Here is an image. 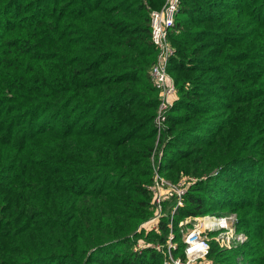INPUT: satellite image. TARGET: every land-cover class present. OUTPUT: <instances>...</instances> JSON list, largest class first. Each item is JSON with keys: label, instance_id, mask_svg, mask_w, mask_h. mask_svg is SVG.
<instances>
[{"label": "trees", "instance_id": "obj_1", "mask_svg": "<svg viewBox=\"0 0 264 264\" xmlns=\"http://www.w3.org/2000/svg\"><path fill=\"white\" fill-rule=\"evenodd\" d=\"M163 3L0 0V264H163L133 249L168 238L167 218L137 230L157 140L149 15ZM169 41L160 167L197 179L175 251L180 219L236 209L257 240L238 264H264V0H180ZM226 252L212 241L209 264H237Z\"/></svg>", "mask_w": 264, "mask_h": 264}, {"label": "built area", "instance_id": "obj_2", "mask_svg": "<svg viewBox=\"0 0 264 264\" xmlns=\"http://www.w3.org/2000/svg\"><path fill=\"white\" fill-rule=\"evenodd\" d=\"M180 0H164L163 5L159 9L150 12V42L155 48V61L150 69V80L152 85L158 92V108L156 115V123L160 130L165 115L169 107L172 105V97L175 93V84L168 72V63L173 55V48L170 46L169 32L173 28L175 16L179 10ZM153 185L148 188L153 192V203L156 210H161L165 198H173L172 214L178 207L183 205V196L186 187L178 185H170L168 180L163 176H158ZM158 176V177H157ZM164 194H166L164 196ZM195 217V216H194ZM189 217V218H194ZM227 216L213 215L205 219L194 218L196 222L189 224L187 229H183V222H179L181 227V241L183 243L184 256L174 258L172 254L178 248L173 235H168L167 240L163 243L156 242L154 244L139 243L135 249H141L146 246H153L155 249L164 253L165 264H208L207 255L210 250V244L206 239V232L211 230L225 231L229 228V219ZM191 225V226H190ZM172 228V224L170 225ZM240 241L245 240L243 234L238 235ZM223 241V237H221ZM143 242V241H142Z\"/></svg>", "mask_w": 264, "mask_h": 264}, {"label": "rangeland", "instance_id": "obj_3", "mask_svg": "<svg viewBox=\"0 0 264 264\" xmlns=\"http://www.w3.org/2000/svg\"><path fill=\"white\" fill-rule=\"evenodd\" d=\"M155 9L157 10L159 8H154L152 10H155ZM149 17H150V15H149ZM174 23H175V20H174ZM168 37H169V35H168ZM173 45H177V44L173 43V42H170V46H171V48H173V54H174V46ZM154 61H155V57H154L153 62ZM153 62H152V64H153ZM152 64L149 67V72H150V69L152 67ZM169 75H170V77L172 79H174L171 73H169ZM175 95H176V93H174V95L172 97V101H173V98L175 97ZM158 112H159V108L157 107L156 115H158ZM155 125H156V128H157V137H156L157 140L155 141V143L153 145V148H152V151H151V155H150V158H149V161H150L149 163H150V168H151V181L148 183L147 188H148V186L150 187L151 185H153L155 183L156 173H157V174H159L158 176L161 175L166 180H168L170 185L175 184V185H178L179 187L180 186L186 187V189H185V193H186L187 188L193 182H195L197 179L195 177H193V176L190 177V176H185V175L181 174V177L177 181H172V180L168 179L164 175V173L162 172V169L160 167L161 166L160 162L162 161V155L163 154H162L161 150L159 149V145H158V139L159 138H158V136H159V133L162 130V128L165 126V123L163 121L160 130H159L158 126H157L156 120H155ZM148 191H149V194H150V200H149V206H148L149 214L143 221H141V223L137 227V230H142L145 233L150 232V231H155V232L156 231H160L161 232V229L159 228L160 222L163 220V218H167V226H168V232L167 233H168L169 236H170V234L173 235V240L177 239V236H175L177 233H176V231L174 230V227H173V219H174V216H173L174 214H172L173 202L172 203L169 202V200H170L169 197L165 198V200H164V202L162 204L161 210L158 211V210L155 209V205L153 203L154 194L149 188H148ZM165 195L166 194H164V196ZM225 211L209 212V213H206V214L197 215L195 217L198 218V219H205V218H207L209 216H213V215L230 217L229 218L230 219L229 220V228H231V229H228V230H225V231H219V230H211V232L207 231L206 232V234H207L206 235L207 236L206 239H207L209 244H211V242L213 241V242L218 244L219 248L231 251V252H226L228 255H231L226 261L238 264V262L241 259L240 257L242 255H240V254H238L236 252L237 251L236 248H238V246H240L241 244L246 243V242L249 243V244H255L256 243L257 240L252 235V230L255 229L254 227H256L255 226L256 224L255 225L254 224H250L249 226L246 225L247 226L245 228L246 231L239 230L238 227H237V224H238V218H239L240 212H242V210L241 211L240 210L237 211L236 209L235 210H230V209L227 210V209H225ZM250 215H251L250 218H254L255 216H252V215H257V214H256V212H251ZM194 218L185 217V218L180 219L179 222H181V221L183 222V224H182L183 229H187L189 227V224H192V223L196 222V220ZM179 222H178V226H180ZM171 224H172V228H170ZM240 234H243L245 236V240L240 241L238 239V235H240ZM221 237H223V241L221 240ZM178 241L176 242V245L179 244ZM145 242L147 243V240L140 238V239H138V241H137L135 246H137L139 243H145ZM151 242L152 241L149 242L150 245L153 244ZM133 249H135V247ZM209 253H210V250H209ZM209 253H208V255H209ZM208 255H207V261H208V264H209L212 261H211V259H209ZM256 255L260 256L261 252L260 251H256ZM172 256L174 258H177V257H182L183 258V256H184L183 245H182V249H179L177 252L175 251L172 254ZM165 261L166 260H164V258H163V264H165Z\"/></svg>", "mask_w": 264, "mask_h": 264}]
</instances>
